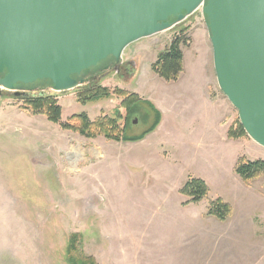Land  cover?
Listing matches in <instances>:
<instances>
[{
  "label": "rangeland",
  "instance_id": "rangeland-1",
  "mask_svg": "<svg viewBox=\"0 0 264 264\" xmlns=\"http://www.w3.org/2000/svg\"><path fill=\"white\" fill-rule=\"evenodd\" d=\"M176 38L184 70L167 81L153 65ZM122 62H133L129 72L115 67L95 83L110 98L81 101L87 85L48 87L62 106L58 123L0 87V264H72L76 235L77 257L98 264H264V173L247 183L236 170L241 159L264 160V147L229 134L239 132V112L219 87L202 9L131 43ZM120 90L142 98L124 133L120 121L127 137L144 134L163 109L144 139L63 128L74 114L115 116ZM192 179L210 188L200 201L182 192ZM218 198L232 205L225 220L209 213Z\"/></svg>",
  "mask_w": 264,
  "mask_h": 264
},
{
  "label": "water",
  "instance_id": "water-1",
  "mask_svg": "<svg viewBox=\"0 0 264 264\" xmlns=\"http://www.w3.org/2000/svg\"><path fill=\"white\" fill-rule=\"evenodd\" d=\"M199 9L219 87L264 147V0H0V87L16 96L44 83L73 90L109 59L118 71L131 43Z\"/></svg>",
  "mask_w": 264,
  "mask_h": 264
},
{
  "label": "trees",
  "instance_id": "trees-1",
  "mask_svg": "<svg viewBox=\"0 0 264 264\" xmlns=\"http://www.w3.org/2000/svg\"><path fill=\"white\" fill-rule=\"evenodd\" d=\"M182 43L181 38H176L169 46L168 49L159 53L158 60L153 65L154 70L165 80L174 81L180 77V74L184 70V54L180 47ZM97 83V82H95ZM88 85L89 88L84 92L85 95L81 97V101L86 102L88 100H99L104 98H110L111 93L108 87H104L100 84ZM48 83L39 85L40 92L38 94H31L27 92L25 96V102L27 108L31 109L33 113H45L49 120L58 123L62 118V106L58 103L57 99L42 88L47 87ZM118 94L123 97V100L119 107L116 108L115 116H101L95 120H91L87 113L74 114L71 116V122L64 123L62 126L66 129H72L78 131L87 137H95L99 133H103L108 138L120 139L123 138L127 141H138L145 138L150 132H154L162 121V113L157 109V120L144 134L127 137L122 133L125 132L128 119L134 113L135 106L139 104L142 98L136 93H129L125 90L118 91ZM124 108L127 113L123 114L121 111ZM125 121L123 131H120V121ZM239 132L230 129V136L241 137L247 134L241 123L237 128ZM122 134V135H120ZM237 173L246 181L250 183L256 179L261 173H264V160H245L241 159L237 166ZM209 186L203 179H192L188 181L182 189V192L193 198L194 201H200L209 193ZM211 206L209 213L216 215L219 219L225 220L233 211L232 205L226 202L222 198L216 199ZM77 237V235H76ZM76 237L70 244L69 259L72 264H98L92 256L80 257L75 254L73 248H75Z\"/></svg>",
  "mask_w": 264,
  "mask_h": 264
},
{
  "label": "flooded vegetation",
  "instance_id": "flooded-vegetation-1",
  "mask_svg": "<svg viewBox=\"0 0 264 264\" xmlns=\"http://www.w3.org/2000/svg\"><path fill=\"white\" fill-rule=\"evenodd\" d=\"M133 62H129V63H124L122 62L121 65H120V70H124V71H127L129 72L130 69L129 67L132 65ZM106 67H108V69H106ZM116 67V62L115 60L113 59H109L107 60L106 62L102 63L98 68H95V69H92L90 71H88L87 73H85L84 75V78L86 80H88L89 82L85 85H91L95 82H98V80L103 76L105 75V73L109 72L111 69L115 68ZM47 87H44L42 88V90L46 91ZM4 93V91H3ZM24 93V92H23ZM1 90H0V95H1Z\"/></svg>",
  "mask_w": 264,
  "mask_h": 264
},
{
  "label": "crops",
  "instance_id": "crops-1",
  "mask_svg": "<svg viewBox=\"0 0 264 264\" xmlns=\"http://www.w3.org/2000/svg\"><path fill=\"white\" fill-rule=\"evenodd\" d=\"M204 32H201V35H203ZM204 36V35H203ZM157 106V105H156ZM157 109H159L161 112H163V109H161V107L157 106ZM163 114V113H162ZM162 122V121H161ZM159 127V126H158Z\"/></svg>",
  "mask_w": 264,
  "mask_h": 264
}]
</instances>
